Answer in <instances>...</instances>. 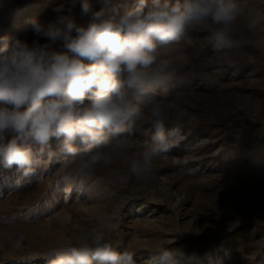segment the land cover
I'll list each match as a JSON object with an SVG mask.
<instances>
[{"label":"rangeland","instance_id":"1","mask_svg":"<svg viewBox=\"0 0 264 264\" xmlns=\"http://www.w3.org/2000/svg\"><path fill=\"white\" fill-rule=\"evenodd\" d=\"M91 2L99 10L98 0ZM133 3L123 0L120 11ZM247 5L229 34L234 46L226 57L202 31L163 50L173 77L142 106L166 105L165 129L179 138L155 158L147 180L118 179L144 150L149 125L141 120L121 137L126 147L115 163L87 175L62 169V137L51 141L58 154L27 177L15 166L0 167V264H47L51 249L113 211L118 214L105 227L136 264H154L152 250L161 245L195 253L198 264H264V0ZM70 6L71 0H0V37L50 43L34 34L30 20H55ZM72 14L78 24L90 21L79 2ZM76 146L84 147L79 139Z\"/></svg>","mask_w":264,"mask_h":264},{"label":"clouds","instance_id":"2","mask_svg":"<svg viewBox=\"0 0 264 264\" xmlns=\"http://www.w3.org/2000/svg\"><path fill=\"white\" fill-rule=\"evenodd\" d=\"M77 2L81 14L90 16L86 26L72 14ZM98 2L101 7L94 10L91 0H71L67 14L55 20H30L34 34L50 43H9V37H0V167L15 166L27 177L59 153L67 156L62 169L87 175L115 163L126 147L121 137L141 120L149 125L144 150L128 161L127 173L118 179L147 180L155 158L179 138L176 130L165 129L170 118L166 105L142 106L145 97L173 77L169 62L161 59L163 50L202 31L214 52L226 57L234 46L229 34L248 11L247 0H134L122 12L123 0ZM57 42L59 49L52 47ZM61 137L54 152L51 141ZM117 214L105 213L99 226L51 249L47 264H136L134 253L117 250L105 227ZM22 240L19 235L14 249L21 248ZM152 256L154 264H198L196 254L182 247L161 245Z\"/></svg>","mask_w":264,"mask_h":264}]
</instances>
